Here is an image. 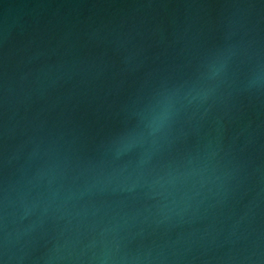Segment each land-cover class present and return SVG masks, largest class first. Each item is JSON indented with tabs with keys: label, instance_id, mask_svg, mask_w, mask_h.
I'll return each instance as SVG.
<instances>
[{
	"label": "water",
	"instance_id": "water-1",
	"mask_svg": "<svg viewBox=\"0 0 264 264\" xmlns=\"http://www.w3.org/2000/svg\"><path fill=\"white\" fill-rule=\"evenodd\" d=\"M0 264H264V0H0Z\"/></svg>",
	"mask_w": 264,
	"mask_h": 264
}]
</instances>
